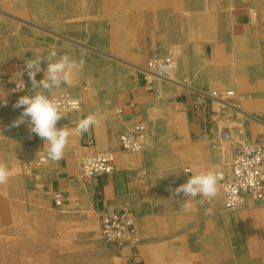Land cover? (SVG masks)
I'll return each mask as SVG.
<instances>
[{"label":"crops","instance_id":"0c3cea01","mask_svg":"<svg viewBox=\"0 0 264 264\" xmlns=\"http://www.w3.org/2000/svg\"><path fill=\"white\" fill-rule=\"evenodd\" d=\"M120 1L123 5L130 4V10H120L114 16L116 11L111 10L108 18H103L115 20L116 25L106 27L109 33L105 36H111L112 41L108 48L103 47L101 50L107 49L114 53L111 55L114 58L135 66L132 61L142 62L170 46H180L182 53L177 77L189 76L194 84H201L207 76L202 45L210 42L214 46L216 58L222 65L226 64V67H222L225 78L221 84L232 87L242 82L244 87L240 88L239 96H244L242 106L246 110L243 112L254 118L256 115L264 116V102L259 103L250 97L264 93L262 0H251V3L243 6L227 0L225 7L228 13L224 15L218 13L221 8L215 0L212 3L206 0L207 10H210L209 4H212V13L203 15L195 14L194 8L199 0ZM3 3L4 0H0V9H4ZM14 3L25 2L13 0ZM179 6L184 12L182 17L176 13ZM252 9L258 11L259 15L254 16ZM4 17L0 14V97L5 96L7 105L0 107V161L9 166L11 176L6 183L0 184V189L10 192L14 197H39L53 204V197L59 193L63 196L60 207H72L74 200L82 210L92 211L99 216L105 209L131 210L137 219L140 243L137 249L133 248L125 256V264H163L164 261L166 264H179L180 258H175L181 256L178 245L182 244V233L190 227V222L181 220V200L185 197L183 194L174 196L173 193L175 188L187 182L192 173L206 170L200 165L203 163H197L198 144L206 146L200 161L207 164L213 158L207 142L215 137V131L213 126L205 124L201 118L205 110L194 104L196 101L193 96L180 94L177 89L167 86V92L175 93L171 105L180 109L177 115H170L164 104L158 106L155 95L144 87L141 80L136 82L120 73L110 78L96 77L93 74L97 62L85 58V55L72 54L68 46L60 44L55 48L57 58L69 54L83 61V69L75 77L72 87L63 86L53 90L52 96L55 97L59 92H70L82 104L77 111L61 113L64 117L57 122V128L66 126L72 134L63 158L53 161L47 155L44 141L30 132L27 118L19 127L11 126L23 111V108H14L13 105L21 95L31 94V82L24 71L25 61L37 55L46 57L52 47L46 49L43 45L28 44L26 39L17 40L11 34L13 31L7 28ZM98 17L101 19V16H93V20ZM120 22H123L122 25ZM190 37H193L192 40H188ZM190 41L191 48L188 47ZM172 53L175 55V52ZM108 63L104 64L120 69ZM41 67L46 69V62H42ZM20 71H24L21 77L25 83L24 93L13 91L15 81L20 78ZM194 77L197 78L194 80ZM36 78L42 79L43 73H38ZM179 97L185 98L179 101ZM89 114H95L99 123L83 135L77 134L75 126ZM140 122L146 123L149 128L151 140L148 147L141 154L122 151L118 142L119 135ZM240 139L253 142L257 135L247 130ZM103 152L113 154L114 173L82 178L81 158L89 153ZM42 155L46 158L45 164L35 166ZM184 162L194 165L192 169L188 168L192 173L183 174L181 165ZM197 200L200 204L201 198ZM205 206L223 218L229 212L224 208L222 191ZM198 213H204L202 206ZM251 213L260 215L249 240L254 258L246 254L243 239L239 242L237 264H264V206ZM195 223L201 229L209 224L202 220Z\"/></svg>","mask_w":264,"mask_h":264},{"label":"rangeland","instance_id":"374dc122","mask_svg":"<svg viewBox=\"0 0 264 264\" xmlns=\"http://www.w3.org/2000/svg\"><path fill=\"white\" fill-rule=\"evenodd\" d=\"M21 1L25 3L13 4V0H4V9H0V14L5 16L4 20L7 28L13 31L11 34H14V38L17 40L20 38L22 41L26 39L28 44L43 45L46 49L51 47L55 49L60 44L68 46L72 54L85 55V58L97 62L96 72L93 74L96 77L110 78L120 73L131 77L133 81L141 80L144 87L155 95L158 106L164 104L169 109L170 115H177L180 109L171 105V101L174 102L173 94L175 93L174 91L167 92V86L177 89L180 94L185 93L186 96H193L194 101H196L194 104L200 106L201 110H205L204 115L201 117L203 122L213 126L215 131V137L207 142V148L212 149L211 152H213V158L207 161V164L199 159L203 158L206 146L203 143L197 146V163H203L200 164L203 165V168L214 169L220 174L229 175L231 162L237 149L246 144H255L259 137L264 138V128L259 129L260 126L257 122L258 120L264 121V116L256 115V118H254L243 112L246 110L242 106L244 96H239V90L244 87V84L239 82L232 87L221 84V80L225 78V70L222 67H226V64L222 65L221 61L216 58V54L213 52L214 46L210 42H205L206 45L205 43L202 45V52L205 51L204 58L206 60L204 65L207 69V76L203 83L194 84L193 79L189 76L177 77L182 53L181 47L177 45L170 46L164 52L154 55L169 56L173 59V79L176 82L168 83L157 79L151 81L144 69L147 62L154 56H149L142 62L132 61L131 63L136 64L135 67L120 61L119 58H114V56H111L114 53L109 52L107 49L101 50L112 41L111 36H105L109 33L106 31V27L111 24L116 25L115 20H104L103 18H108V13L111 10L116 11L113 16L120 10H130V4L123 5L120 0ZM226 1L215 0L218 7L221 8L218 10L220 15L228 13L225 7L227 6ZM231 1L237 2L236 4L239 6L252 2L251 0H228L227 2ZM198 2L194 8L196 9L195 14L212 13V4H209L210 10H207L206 0H199ZM210 3H212V0ZM262 3L264 7V0H262ZM251 12L254 16L259 15L258 11L254 9ZM176 13L179 17L184 14L180 6L177 7ZM169 15L172 16L173 14L169 13ZM93 16H101V19L98 17L97 20H93ZM120 23L122 25L123 22ZM94 27L96 29L95 33ZM113 32L115 33V30ZM25 35L28 36L25 38ZM192 38L190 37L188 40H192ZM194 38L198 39V37ZM188 47H192L191 41L188 43ZM170 52H175V55L170 54ZM116 55L121 56L120 54ZM105 62H112L108 64H115L120 69L111 68L105 65ZM137 67H140V70L136 69ZM202 68L205 70L204 67ZM196 78L194 77V80ZM183 84H188L193 89L186 90L182 87ZM86 87L89 88L90 86L86 85ZM225 91H230L231 94L227 97ZM213 92H217L223 101L226 100L233 106L224 108V106L218 104L217 99L206 98L207 95H211ZM67 93L73 97L70 92ZM59 94L60 92L57 95ZM250 97L259 103L264 102V93L262 92L255 96L250 95ZM184 98L179 97L178 100L183 101ZM73 111L77 110L61 109V113ZM140 123L144 124L147 129V148L151 135L147 124ZM247 130L256 134L257 139L253 142L241 141L240 137L244 136ZM143 151L134 154H141ZM86 155L81 158L80 165ZM36 163L35 166L37 167L45 164L42 163L39 166ZM193 166L190 162H184L181 165L183 174L188 175L189 173L184 170L192 169ZM81 177L84 178L82 175ZM220 191H222V186L218 183V192ZM200 198L198 196V198L191 199V212L185 214L181 210V220L190 222V227L182 233L183 242L178 245L181 248V256L175 258H180L178 259L180 260L179 264H237L236 256L240 248L239 242L243 239L246 254L254 258L249 240L253 236V227L259 221L260 215L257 216L256 213L254 215L251 212L264 206V203H253L237 210H231L225 213L223 218L219 213L207 210L205 201L201 202L200 205L197 200ZM184 199L181 200L182 204ZM72 202V207H60L55 202L54 204L48 203L42 201L39 197H14L10 192L0 189V264H125V256L130 254L133 248L137 249L140 243L137 219L134 212L127 210L134 216L138 242L129 246L108 245L102 241L100 236V216L92 211L82 210L77 201L73 200ZM200 206L203 207V214H197ZM200 220L209 224L201 229L200 225L194 224L195 221ZM163 264H166V261Z\"/></svg>","mask_w":264,"mask_h":264},{"label":"built area","instance_id":"2783aa9c","mask_svg":"<svg viewBox=\"0 0 264 264\" xmlns=\"http://www.w3.org/2000/svg\"><path fill=\"white\" fill-rule=\"evenodd\" d=\"M173 64L174 61L169 56L151 58L148 61L146 72L155 75V78L159 76L167 80L173 71ZM15 88L16 84L13 86V91ZM14 92L24 93L25 90ZM210 97L220 98L217 92L207 95L206 98ZM54 98L60 104L61 109H79L80 102L67 92H62ZM147 135L144 124H137L120 136L119 146L123 151L142 152L148 141ZM45 160L43 155L40 156L36 165L40 166ZM114 171V157L111 152L86 155L80 165V173L84 178L109 176ZM219 179L222 182L224 208L227 211L253 203H264V140L259 137L255 144H246L238 148L231 162L230 175L224 179L219 177ZM205 201L206 204L211 202V200ZM54 202L61 206L62 194L57 193ZM100 236L102 241L108 245H135L138 240L133 214L127 210H103L100 215Z\"/></svg>","mask_w":264,"mask_h":264},{"label":"clouds","instance_id":"9594fccd","mask_svg":"<svg viewBox=\"0 0 264 264\" xmlns=\"http://www.w3.org/2000/svg\"><path fill=\"white\" fill-rule=\"evenodd\" d=\"M42 62H46V69L41 67ZM82 69V60L78 61L69 54H63L57 58L55 49H52L46 57L37 55L25 61L24 71L27 72L31 82V94L21 95L13 105L14 108H23V111L11 126L19 127L26 122L27 118L30 132L44 141L47 155L53 161L63 158L72 132L66 126L57 128V122L64 116L61 114L60 104L52 96V91L61 89L63 86L72 87L75 77ZM24 71L19 72L20 78L15 81L14 91L25 90V83L21 79ZM38 73H43V78L40 80L36 78ZM4 97H0V107L7 105V100ZM98 123L96 115L89 114L77 123L75 132L83 135ZM184 171L191 172L190 169ZM10 176L9 166L0 161V184L6 183ZM218 180L219 173L214 169L192 173L186 183L174 189V196L183 194L185 197L181 210L184 213L191 212L190 201L198 196L202 198L201 202L215 198L218 195Z\"/></svg>","mask_w":264,"mask_h":264},{"label":"bare ground","instance_id":"6f19581e","mask_svg":"<svg viewBox=\"0 0 264 264\" xmlns=\"http://www.w3.org/2000/svg\"><path fill=\"white\" fill-rule=\"evenodd\" d=\"M256 14V13H255ZM263 34V33H262ZM159 56V55H158ZM158 56H154V57H152V58H155V57H158ZM136 67V66H135ZM136 69H139L140 70V67H137ZM146 69H148V62H147V66H146V68L144 69L145 70V73H146V75H147V77H148V79L149 80H151L152 81V79L153 80H155V79H157V80H164L163 78H160L159 76H156V78H155V75H152V74H147V72H146ZM142 70V69H141ZM144 70H142V71H144ZM149 75V76H148ZM171 76H170V78L169 79H167V80H164V81H167L168 83H172V82H176L174 79H173V71H172V73L170 74ZM163 81V82H164ZM174 84V83H173ZM182 87L183 88H186V89H193L192 87H190L188 84H183L182 85ZM196 91V90H195ZM198 91V90H197ZM199 92V91H198ZM225 94H226V96L228 97L230 94H231V92L230 91H225ZM231 97V96H230ZM215 99V98H214ZM217 102H218V104H220V105H222V106H224V108H230V107H232L233 106V104H231V103H228V102H226V100L225 101H223L222 100V98L220 99V98H218L217 100H216ZM80 104V103H79ZM80 107V106H79ZM77 110V109H76ZM258 120V119H257ZM258 122V124H259V126H260V128L259 129H261V128H264V121H261V120H258L257 121ZM137 125V124H136ZM145 126V125H144ZM134 127V126H133ZM132 127V128H133ZM131 128V129H132ZM146 128V127H145ZM130 129V130H131ZM130 130H128V131H130ZM262 130V129H261ZM260 130V131H261ZM125 133V132H124ZM146 133H147V129H146ZM123 134V133H122ZM121 134V135H122ZM120 135V136H121ZM120 136H119V139H120ZM224 137H225V135H224ZM262 138V137H261ZM263 140H264V138H262ZM120 140H118V142H119ZM148 142V141H147ZM146 146H147V144H146ZM146 146H145V148H146ZM144 148V149H145ZM143 149V150H144ZM122 150V149H121ZM142 150V151H143ZM126 152V151H125ZM45 163V162H44ZM230 172H231V168H230ZM230 175V174H229ZM229 175H224V174H220L219 173V177L220 178H225V177H227V176H229ZM222 179V180H223ZM219 183H220V185H222V182L221 181H219ZM223 192V191H222ZM235 210H237V209H235ZM228 211H231V210H228Z\"/></svg>","mask_w":264,"mask_h":264}]
</instances>
